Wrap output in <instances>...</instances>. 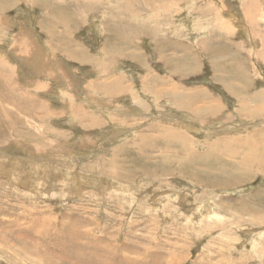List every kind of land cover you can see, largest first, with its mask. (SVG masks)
I'll list each match as a JSON object with an SVG mask.
<instances>
[{
	"label": "rangeland",
	"instance_id": "rangeland-1",
	"mask_svg": "<svg viewBox=\"0 0 264 264\" xmlns=\"http://www.w3.org/2000/svg\"><path fill=\"white\" fill-rule=\"evenodd\" d=\"M263 97L264 0H0V264H264Z\"/></svg>",
	"mask_w": 264,
	"mask_h": 264
},
{
	"label": "bare ground",
	"instance_id": "bare-ground-1",
	"mask_svg": "<svg viewBox=\"0 0 264 264\" xmlns=\"http://www.w3.org/2000/svg\"><path fill=\"white\" fill-rule=\"evenodd\" d=\"M79 83V82H78ZM201 83V82H200ZM90 102V101H89ZM235 153V152H234ZM66 233H68V232H66ZM66 235V234H65ZM69 235H71V237H73V233H70L69 232ZM67 237H68V239H70L71 237L70 236H68V235H66ZM63 239H64V237H62ZM62 239V240H63ZM73 239V238H72ZM60 240V239H59ZM59 240H57V242L59 241ZM62 240L60 241V243L64 246L65 244L64 243H66V241H64V243L62 242ZM71 240V239H70ZM56 241V240H55ZM54 241V242H55ZM70 242V241H69ZM67 243V244H70V243ZM72 242H73V240H72ZM71 242V244H73ZM76 243V245H77V242H75ZM66 244V245H67ZM78 244H79V242H78ZM60 245V244H59ZM65 245V246H66ZM89 245V244H88ZM67 246H69L68 248L67 247H65V250H66V252L68 253L69 251H70V254L72 253V251L74 250V248L76 247V246H70V245H67ZM58 247V246H57ZM73 247V248H72ZM58 248H60V247H58ZM57 248V249H58ZM86 248V245H79L77 248H76V250H78L79 251V255H80V257L77 259V261H76V263L77 264H92V259H93V255H94V253L92 254L91 252L93 251L91 248H88L89 250H90V253H88V254H86L85 255V253H84V251H86L87 249H85ZM62 249V248H61ZM85 249V250H84ZM95 249H96V247H95ZM94 249V250H95ZM101 250V249H100ZM106 250V249H105ZM98 251V250H97ZM66 253V254H67ZM96 254L95 255H97L98 253L97 252H95ZM66 254H63V255H66ZM101 254V253H100ZM85 255V256H84ZM94 255V256H95ZM108 255V254H107ZM106 255V256H107ZM17 257V256H16ZM82 257H85L86 259L85 260H83L82 259ZM125 259V258H124ZM102 260H104L103 258H102ZM66 261V260H65ZM69 261V260H68ZM100 261V258H99V260H98V262ZM130 261V260H129ZM97 262V261H96ZM124 262V261H123ZM67 263V262H66ZM104 264V263H103ZM106 264H107V262H106Z\"/></svg>",
	"mask_w": 264,
	"mask_h": 264
},
{
	"label": "crops",
	"instance_id": "crops-1",
	"mask_svg": "<svg viewBox=\"0 0 264 264\" xmlns=\"http://www.w3.org/2000/svg\"><path fill=\"white\" fill-rule=\"evenodd\" d=\"M130 42H131V38L129 37H125V38H122V41L120 43L121 47L124 48V47H128L130 45ZM253 85H254V82H251ZM256 99V98H255ZM264 99V97H263Z\"/></svg>",
	"mask_w": 264,
	"mask_h": 264
}]
</instances>
